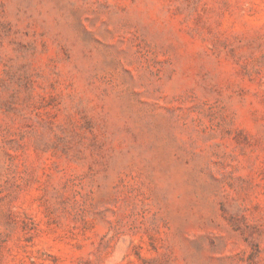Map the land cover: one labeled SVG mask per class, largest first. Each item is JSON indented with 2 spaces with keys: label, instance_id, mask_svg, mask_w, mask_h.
<instances>
[{
  "label": "rangeland",
  "instance_id": "rangeland-1",
  "mask_svg": "<svg viewBox=\"0 0 264 264\" xmlns=\"http://www.w3.org/2000/svg\"><path fill=\"white\" fill-rule=\"evenodd\" d=\"M0 264H264V0H0Z\"/></svg>",
  "mask_w": 264,
  "mask_h": 264
}]
</instances>
